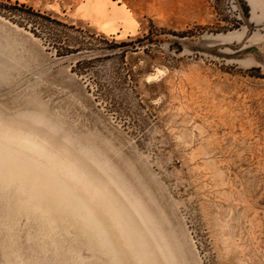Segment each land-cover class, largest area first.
<instances>
[{
    "label": "rangeland",
    "instance_id": "rangeland-1",
    "mask_svg": "<svg viewBox=\"0 0 264 264\" xmlns=\"http://www.w3.org/2000/svg\"><path fill=\"white\" fill-rule=\"evenodd\" d=\"M108 1L0 0V136L104 225L0 180V264H264V0Z\"/></svg>",
    "mask_w": 264,
    "mask_h": 264
},
{
    "label": "bare ground",
    "instance_id": "bare-ground-1",
    "mask_svg": "<svg viewBox=\"0 0 264 264\" xmlns=\"http://www.w3.org/2000/svg\"><path fill=\"white\" fill-rule=\"evenodd\" d=\"M93 7L91 9L94 10ZM98 12L101 13V11ZM107 12L111 13L110 18H105L106 15L104 14L105 16L99 17L101 20L98 19L101 22V28L105 32L111 33L116 29L114 22H118V19L123 17L124 12H126L125 14L128 12L126 9L124 11L115 5L110 12L106 11L105 13L108 14ZM0 180L7 184L15 182L25 184L31 193L37 197L39 203L50 209L58 206L73 208L79 211L84 222L96 227L99 231H104L101 218L74 189L66 176L61 175L56 167L38 154L19 147L2 136H0Z\"/></svg>",
    "mask_w": 264,
    "mask_h": 264
}]
</instances>
